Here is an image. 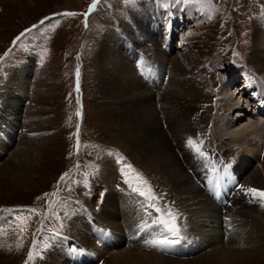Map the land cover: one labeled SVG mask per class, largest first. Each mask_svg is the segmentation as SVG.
Instances as JSON below:
<instances>
[{"label": "rangeland", "instance_id": "obj_1", "mask_svg": "<svg viewBox=\"0 0 264 264\" xmlns=\"http://www.w3.org/2000/svg\"><path fill=\"white\" fill-rule=\"evenodd\" d=\"M150 2L157 4L158 7L162 4L165 8L163 13L166 9L180 5L175 2L198 8L197 17L200 19L198 18L197 22L201 25L194 27L185 41L181 38L173 39V54L167 53L168 65L171 67V60L177 57L181 65L190 73L189 76L197 77L207 84L208 88L201 100L193 93L185 94L187 99L197 103L201 118L198 116L196 121V135L203 141V147L210 152L217 147L225 148L227 162L240 155L239 147L235 146L236 148L232 149V146L224 147L220 144L222 138L219 135V128L229 113L228 101L222 87L225 83H229V90H243L242 88L248 86L249 81L254 83L264 81V68L256 65L253 59L255 33L264 31V0H98L94 9H90L93 0H0V56L10 48L13 49L8 57L0 61V116L17 117L11 138H7L0 131V141L4 147L3 152L0 150V165L7 158L8 153L17 150L19 139L25 132L27 137L40 139H38L40 143L30 144L28 147L38 149L39 157L44 163L42 168L45 170L44 177L32 178L27 188L18 186L13 179L0 182V210L7 208L38 210L37 214H30L27 211H0V264H26V262L27 264H74L73 262L105 264L103 258L95 253L85 256L84 250L69 236L71 233L74 235L70 225L74 212L81 211L84 206L96 211L101 207L108 191L105 183L102 182L105 170L106 174H111L112 188L136 194L144 211V197L133 191L135 184L130 186L125 182V172L132 176L139 174L159 198L156 204L165 209L170 208L178 214L177 223L181 229L182 239L195 237V240L202 243L203 248L210 247L197 234L198 230L190 229L192 226L187 210L180 207L179 202L170 193L172 183L168 181L166 175L152 166L143 164L139 157L128 152V141L117 135L118 131L114 129L113 124L99 111L101 105L98 104L101 103L95 100L98 85L100 87L104 82L103 78L96 77V72L100 70L96 56L104 35L109 33L112 35L116 57L124 56L125 62L129 65L136 64L138 56L144 57L145 51L152 48L141 39L142 37L136 36L137 28L130 29L134 22L133 15L140 9V5ZM63 12H72L76 15L53 16L54 13ZM159 13H162L161 9ZM45 17H51V20L41 25L40 21ZM34 24L38 25V28L13 46V39ZM177 36L179 37L180 34ZM135 68L138 69L137 66ZM17 69L22 71L23 79L14 76ZM230 75L232 82L229 80ZM164 76H161L163 81H160L163 82L162 89H158L159 93L154 97L158 99L156 104L161 112L163 106L159 101L161 91L165 89V92L174 94H184L189 91L180 90L179 86L172 84V81L170 83L168 77ZM77 81H79L78 87ZM182 84L187 87L186 83ZM166 85L171 87L168 88ZM7 90H13L20 97L18 101L21 111L14 115L9 107L14 99L10 94L5 93ZM238 98L240 95L236 100ZM5 99L7 103H4ZM180 103L183 105L186 100ZM243 109L246 116L244 115L242 120L239 119L237 124L239 128L245 125L247 115L256 110L248 105H243ZM5 111L7 115L4 114ZM77 112H80L79 116ZM10 121L8 120L9 124ZM8 123L4 122L3 127L11 130ZM33 124L36 125L33 127ZM31 129L36 131L31 132ZM42 138L48 140L46 143L49 140L51 143H43ZM77 139L80 142L79 151H77ZM259 145L255 154H252L251 165L260 169L263 175L264 143ZM230 147L231 150H228ZM244 153L251 154L247 151ZM180 159H183L182 156ZM201 160V157L195 159L196 166ZM127 165H131V169L127 168ZM250 171L251 166L239 173L238 183L242 185L237 188L239 194L231 198L236 204L245 196L246 212L243 211V207L237 208L232 205L222 212L215 201L213 202L212 198H215V195L213 197L208 195L218 208L215 209L217 214L222 218L232 217L235 220L242 215L241 218L245 221L255 223L247 213H251L250 211L257 206L262 207L260 217L264 218V201L247 192L251 179ZM64 173H68V176L61 180ZM188 173L199 185L198 178L201 177H195L196 173L190 168ZM202 179L203 182L207 179L206 182L210 183L209 177ZM199 187L207 194L205 190L208 189L204 184ZM17 217H21V220L18 221ZM25 219L27 227L21 236V223ZM231 221L223 222L224 227L230 228L228 233H233L234 222ZM200 225L209 232L217 230L222 233V230L215 228L211 221ZM139 233L141 237V231ZM246 233L248 234V231ZM136 235H133L134 238ZM261 237L264 240L263 231ZM223 238L220 240L226 248L228 247L226 236ZM123 243L127 249L128 240L119 244L122 247L118 245L119 248H113L111 245L109 247L115 252L125 248ZM71 246H76L80 250L77 252L72 249L73 251L68 252ZM63 249L67 251L63 252ZM153 249L157 251L156 248ZM30 251L34 253L32 260L28 259ZM211 251V248L207 250L208 253ZM157 252L170 256L165 254V252L170 253L168 249H159ZM171 252L174 250L171 249ZM261 260L255 262L248 259L247 263L257 264ZM148 264L155 263L148 262Z\"/></svg>", "mask_w": 264, "mask_h": 264}, {"label": "bare ground", "instance_id": "obj_2", "mask_svg": "<svg viewBox=\"0 0 264 264\" xmlns=\"http://www.w3.org/2000/svg\"><path fill=\"white\" fill-rule=\"evenodd\" d=\"M175 4L180 5L174 8L170 7L171 9H166L164 13L162 8L156 7L151 2L146 5L142 4L133 15L134 22L130 29L137 28L136 36L142 37L144 42L152 46L151 49L148 48L149 50L145 51L144 57L143 55L138 56L136 64H127L122 55L116 57L112 35L110 33L104 35L96 56L100 67V70L96 72V77L103 78L104 82L100 87L98 85L95 100L101 103L98 104L101 105L99 111L101 114H105L113 124L114 129L118 131L117 135L128 141V152L134 153L142 160L143 164L152 166L166 175L168 181L172 183L170 193L179 202L180 207L187 210V216L190 218L192 226L190 229L198 230V233L194 232L199 234L203 242L208 243L210 247L203 248L202 243L195 240V237L187 240L181 239L178 244L168 247L170 253L165 252V254L172 255L171 257L159 254L158 248H156L157 251H154L153 247H146L144 241L151 238L156 229L142 230L143 220H147L148 216L141 208L139 198L132 192L113 189L111 174H106V170L102 176V182L105 183L108 191L103 198L101 207L96 211L89 206H84L81 211L74 212L70 223L74 235L71 233L69 236L75 240L73 242L76 245L84 250L85 256L95 253L103 258L105 264H148V262L155 264H248V259L253 261L262 259L257 264H264V240L261 237L262 231L264 232V218L260 217L262 207L256 205V208L252 207L251 213H247L254 219L255 223L252 222V224L242 219V215L235 220L231 217L232 221L222 218L215 210L218 209V206L223 212V209L226 211L232 205L237 208L243 207V211H247L244 207L246 205L245 196L236 204L231 198L233 195L239 194L237 188L242 185L238 183L239 173L241 174L250 166L251 185L249 184L247 188L264 190V173L262 175L260 169L251 165L252 154H255L259 144L264 143V99L261 100L262 111L253 109L255 112L247 115L245 125L241 128L237 126L239 119L242 120L245 115L243 105L250 106L255 100L254 98L249 99L248 92L259 90L264 94V81L256 83L249 81L248 86L243 87V90L235 89L234 91L228 89L229 83L224 84L222 90L228 101L229 113L219 128V135L222 138L220 144L224 147L232 146V149L235 146L239 147L241 153L232 161L227 162L225 148L217 147L210 152L203 147L207 159L202 158L196 166L195 159L200 156L191 151L186 146V142L189 137L197 138L195 125L200 112L197 103L187 99L185 94L193 93L202 99L208 87L203 80L189 76L190 73L181 65L177 57L171 60L172 66L169 67L168 57L171 52L173 54V39H187L189 37L187 35L193 32L192 29L201 24L197 22L199 15H197V11L195 12L194 5H186V3L181 5V2H175ZM160 9L162 13H159ZM177 34L180 36L178 37ZM253 59L256 65L264 68V31L255 33ZM25 66L28 69L27 64ZM135 66L138 67L137 70ZM18 70L20 69L15 71L14 76L23 79L22 71ZM163 75L168 77L170 83L172 81V84L179 86L180 90L187 89L189 91L184 94L165 92V89L161 91L159 100L163 105L161 112L156 104L158 99L155 98L157 99L155 101L154 97H157L155 95L159 93L158 89L163 85V82H160L163 81L161 78ZM229 80L233 81L231 75ZM182 83H186L187 87ZM166 86L168 87V85ZM5 93L10 94L14 99L9 106L12 114L21 111L18 101L20 97L13 90H7ZM238 95L240 98L236 100ZM182 100H186L183 105L180 103ZM3 101L7 103L6 99ZM4 114L7 115V112L5 111ZM16 119V116H0V131L7 138H11ZM8 120H11V124L8 123ZM3 121L10 125L11 130L3 127ZM35 125L33 124V127ZM32 131L36 130L31 129ZM31 138L27 137L25 132L22 133L17 150L8 153L7 158L0 165V182L13 179L14 183H18V186L27 188L32 178L44 177L45 170L42 168L44 163L39 157L38 149L28 147L30 144L40 143V139ZM42 140L43 143L48 141L43 138ZM49 142L51 143L50 140ZM3 148L0 141L1 152L4 151ZM228 150H231V147ZM244 151L251 154L247 155ZM48 156L50 157V155ZM181 156L183 159H180ZM188 168L196 173L195 177H201L198 178V184L200 186L204 184L207 187L208 190H205L207 194L195 183V178L193 180V177L189 175ZM206 177H209L210 183L206 182L207 179L203 182L202 178ZM247 181L249 182V180ZM217 184L223 188V194L229 193L230 195L225 200L217 201L216 198H212L213 202L215 201L217 204L216 206L208 195L214 196ZM227 201L228 204H226ZM260 201L264 200L260 199ZM181 211L184 210L181 209ZM224 220L234 222L233 233H228L230 228L227 225L224 227ZM207 221L213 222L215 228L222 230V233L217 230L209 232L203 229L200 224ZM244 234L245 236H243ZM133 235H136L135 238ZM224 236L227 239L228 247L226 248L223 247L220 240ZM127 240L129 241L127 249L125 243H123L124 249L120 248L115 252L109 247L111 245L116 248L122 241ZM97 241L98 243H96ZM230 247L231 249H228ZM72 248L77 252L80 250L76 246ZM210 248L212 251L208 253L207 250ZM171 249L174 252H171ZM88 260L91 259L88 258ZM73 263L75 264V262Z\"/></svg>", "mask_w": 264, "mask_h": 264}, {"label": "snow or ice", "instance_id": "obj_3", "mask_svg": "<svg viewBox=\"0 0 264 264\" xmlns=\"http://www.w3.org/2000/svg\"><path fill=\"white\" fill-rule=\"evenodd\" d=\"M98 0H93V4L90 6V9H94L96 7V3ZM76 13L72 12H63V13H54L53 16H74ZM87 15V14H85ZM51 20V17H45L40 21V24H44L45 21ZM38 25H32L31 27L25 29L24 31L20 32L12 41L13 46H16L18 42H20L26 35L32 33L34 29H37ZM13 49H9L4 53L3 56H0V61H3L6 57H8L12 53ZM47 51V49H45ZM77 76H79V71H77ZM79 81H77L78 87ZM77 115H80V112H77ZM78 137V133H77ZM186 146L193 151L196 155L200 156L201 158L207 159V155L203 148V141L189 137L186 142ZM80 142L77 139V151H79ZM131 165H127V168L131 169ZM68 176V173H64L61 176V180ZM125 182L129 183L130 186L135 184L133 187V191L137 192L139 196L144 197V204L143 208L145 214L148 216L147 220H143L141 225L142 230H148L150 228H155L156 232L151 236V238L146 239L144 241L146 246L158 248L161 250H166L168 247L178 244L182 239L181 236V229L177 223L178 214L174 213L170 208L165 209L161 206L156 204V200L159 199L156 197L155 193L152 191L151 187L147 185V181L142 180L139 174L132 176L130 173L125 172ZM247 192L252 194L254 197H258L261 200H264V190H259L256 188H249ZM48 194L46 193L45 196ZM55 195V193L53 194ZM39 199V198H38ZM0 211L5 212H13V211H27L30 214H37L38 210L36 208H7L2 209ZM153 212L155 215L153 216ZM17 220H21V217H17ZM43 224V221L41 222ZM27 227V220H23L21 223V236L24 229ZM59 235V233H57ZM34 258L33 251L29 252V260ZM27 264V262H26Z\"/></svg>", "mask_w": 264, "mask_h": 264}]
</instances>
